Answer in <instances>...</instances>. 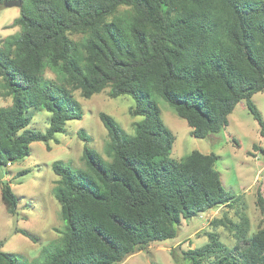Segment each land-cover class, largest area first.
Listing matches in <instances>:
<instances>
[{
	"label": "trees",
	"instance_id": "trees-1",
	"mask_svg": "<svg viewBox=\"0 0 264 264\" xmlns=\"http://www.w3.org/2000/svg\"><path fill=\"white\" fill-rule=\"evenodd\" d=\"M22 1L13 22L21 30L0 45V93L12 99L0 107V174L29 156L33 142L50 149L67 121L82 118L77 90L87 99L106 89L111 98L130 95L131 114L143 116L131 135L114 117L100 114L109 160L85 146L84 167L53 163L65 229L36 264H118L176 237L183 219L240 200L223 186L215 153L171 156L176 136L153 97L166 100L198 138L227 127L246 100L264 137L253 101L264 91V0ZM47 68L57 80L45 77ZM31 108L52 113L46 132L30 127ZM255 147L264 153V146ZM0 184L3 202L16 213L11 182ZM259 202L264 208L261 194ZM212 224L228 226L236 243L230 247L208 232L205 244L182 252L186 261L264 264V228L251 235L246 217ZM2 246L0 264H17Z\"/></svg>",
	"mask_w": 264,
	"mask_h": 264
},
{
	"label": "rangeland",
	"instance_id": "rangeland-1",
	"mask_svg": "<svg viewBox=\"0 0 264 264\" xmlns=\"http://www.w3.org/2000/svg\"><path fill=\"white\" fill-rule=\"evenodd\" d=\"M19 15L20 8L17 7L4 6L0 10L1 46L7 37L20 32L21 27L13 25ZM72 37L80 38L79 35ZM45 77L58 79L51 68H47ZM108 91L106 89L87 99L77 90L75 95L82 106V118L67 121L65 131L57 133L56 140L50 141V149L43 141L33 142L29 156L9 165L6 174H0V181H10L18 198L16 213L9 212L2 199L0 184V243L4 251L17 257V264H36L43 248L59 240L65 229L61 204L55 196L59 176L53 171V163L63 161L75 169L84 167L85 146L96 150L104 159H110L107 154L110 138L101 113L114 117L129 134L136 133L135 123L143 116L131 114L135 100L130 95L111 98ZM153 99L161 109L163 122L176 136L171 156L182 159L193 150L215 153L218 156L215 166L220 172L223 186L241 198L233 205H222L191 219H183L176 237L152 243L118 264H191L183 258L182 252L205 244L211 231L217 232L223 243L233 246L236 243L234 232L228 226L213 225L215 219L224 220L230 225V222L238 223L246 217L251 235L264 228V208L259 202V194L264 197V153L255 147L264 146V137L246 100L237 104L229 116L227 127L206 138H198L192 134L187 121L166 100L156 96ZM253 101L264 119V91L256 93ZM11 103V97L0 93V107ZM29 115L30 127L44 132L48 130L51 112L31 108ZM23 170L28 172L21 175ZM17 229L26 230L32 238L17 232Z\"/></svg>",
	"mask_w": 264,
	"mask_h": 264
},
{
	"label": "water",
	"instance_id": "water-1",
	"mask_svg": "<svg viewBox=\"0 0 264 264\" xmlns=\"http://www.w3.org/2000/svg\"><path fill=\"white\" fill-rule=\"evenodd\" d=\"M23 5V1L22 0H6L4 2V6L5 7H17V8H21Z\"/></svg>",
	"mask_w": 264,
	"mask_h": 264
}]
</instances>
